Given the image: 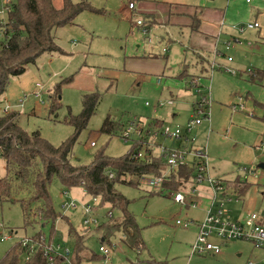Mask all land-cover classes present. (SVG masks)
I'll use <instances>...</instances> for the list:
<instances>
[{"label":"rangeland","instance_id":"rangeland-1","mask_svg":"<svg viewBox=\"0 0 264 264\" xmlns=\"http://www.w3.org/2000/svg\"><path fill=\"white\" fill-rule=\"evenodd\" d=\"M82 1L90 3L99 12H83L76 17L73 25L54 31L55 41L63 54L44 55L35 64L29 65L25 74L12 78L7 91L0 98V115L5 114L3 110L9 105V113L21 114L19 124L24 130L29 133L39 131L48 142L60 146L74 134V127L66 121L70 115L81 114L84 96L99 94L101 98L97 110L88 127L79 136L72 154L74 163L90 165L95 154L100 151H105L110 157L119 158L129 153L134 142L141 140L137 134L132 135L129 141L124 140L119 133L102 134L101 128L108 117L126 125V129L132 123H142L139 129H144L145 141L149 140L146 132L153 130L150 125L155 119L165 121L166 127L180 126L185 132V126L195 115L192 106L201 98L198 90L206 94V88L210 86L211 128L209 121V124L203 121L194 128L189 137L196 139L195 144L198 147L207 145L208 164L211 175L215 178L227 182L241 175L244 168L257 169L261 179L254 182V187L244 198L237 200L238 195L232 190H228L227 195L221 197L231 199L226 203L225 209L234 217L251 211L262 214L264 123L260 119L263 111L254 102L264 104V39H261L264 38L261 33L264 20H258L261 24L260 31L247 29L250 23L255 22V16L260 14L255 10L254 17H251L253 9H256L254 0H249L248 4L245 0L241 2L240 17L235 22L224 21L223 28L219 27L217 49L220 54L215 60L213 55L214 69L211 62L206 76L204 73L201 75L200 65L196 66L194 52L198 49L193 47V41L190 42V36L194 33L190 27L189 30L168 21L163 22V12L160 10L156 11L159 13L157 20H151L152 17L144 14L145 11L140 12L139 0H73L75 3ZM131 1L136 3L135 11L129 9ZM166 1L191 3L194 10L212 16L217 8L224 11L227 2ZM53 2L56 8L63 6V0ZM153 6L149 2L145 8L154 9ZM259 12L264 16V8H259ZM186 16L180 12L179 17L187 18ZM139 19L147 26L138 27ZM2 24L6 25L7 20H2ZM242 28H245L243 33ZM233 37H239L242 46L226 50L225 42ZM3 39L0 29V43ZM198 51L206 52L203 49ZM229 58L232 60L229 61ZM185 69L189 75L197 76L201 88L191 86L194 77L182 79ZM258 74L259 79L255 78ZM159 75H164L161 85L157 83ZM37 84L42 87H37ZM58 85L61 87L58 98L60 105L58 111L52 114L51 107ZM37 93L41 96L37 97ZM172 94L175 99L174 106L157 107L160 103L172 100ZM240 97L245 99L246 110L234 113L233 105L239 103ZM147 103L150 105L147 106ZM92 142L96 143L95 147L91 146ZM157 142L169 148L182 145L163 137ZM155 151L158 153L157 149ZM5 175V162L0 158V178ZM203 188L207 192V187ZM117 189L131 201L129 210L142 229L146 249L140 254L129 249L123 241V234L117 233L110 242L117 246L111 251L110 259L106 260L100 253L105 239L93 236L87 240V246L91 253L100 258L85 261L84 264H131L138 260L151 264H264V249L247 241L224 243L213 238L212 241L223 248L220 256L210 253L199 255L194 252L198 230L196 224L185 228L177 226L176 222L203 221L205 207L210 201L208 193L202 199L203 206L191 208L175 203L170 196L173 191L166 190L158 195L161 190L154 186L131 187L118 184ZM50 191L57 212L66 216L80 231L85 229L84 215L80 209L64 214L63 206L66 203L72 200L93 203L97 206V214L102 221L106 220L111 210L109 205H101L100 199L94 202V198L87 195L82 188L66 191L58 180L53 182ZM22 198H26V195L18 199ZM113 215L121 216V212L113 210ZM0 224L17 232L10 241L0 240V260L23 238L41 230L48 235L50 229L38 224L25 227L21 204L12 201L0 202ZM55 229L59 232V238L54 243L65 244L73 250L74 242L68 237L65 221H57ZM0 231L6 232L1 228Z\"/></svg>","mask_w":264,"mask_h":264},{"label":"trees","instance_id":"trees-1","mask_svg":"<svg viewBox=\"0 0 264 264\" xmlns=\"http://www.w3.org/2000/svg\"><path fill=\"white\" fill-rule=\"evenodd\" d=\"M86 11L99 12L90 3L83 1L75 3L73 0H63V6L56 8L53 0H14L7 24L3 25L0 20V29L4 37L0 43V98L7 91L11 79L25 74L29 65L35 64L47 54H63L55 41L54 31L73 25L76 17ZM193 19L191 29L197 32L200 20L196 16ZM185 75L189 77L188 74ZM255 78L259 79L260 74ZM60 90L61 87L58 85L51 107L52 114L59 109ZM100 98L96 93L84 96L81 114L70 115L66 121L74 127V134L60 146L48 142L39 131L29 133L24 130L19 124L20 113L0 115V158L5 162L6 168V175L0 178V202H20L25 227H33L36 224L43 228L48 226L50 228L48 235L41 230L34 236L43 234L50 243L57 242L59 238V232L55 229L57 221H65L68 226V237L74 242L73 254L79 264L100 258L91 253L87 246V240L93 236L103 238L109 243L117 233H122L125 236L123 241L129 249L139 254L146 249L142 229L129 210L131 201L118 191V184L141 187V180L144 177H163L162 189L157 193L159 195L166 190L188 191L194 178V168L181 167L171 170L155 150H147L144 158H136L135 156L144 148V139L134 142L125 156L113 158L105 151H100L95 154L90 165L74 163L72 161L74 146L94 116ZM254 103L256 107L262 109L260 119L264 123V104ZM125 126L108 117L101 128V133L105 135L119 133L126 140ZM163 127L164 124L160 120H154L150 125L154 130ZM55 180H58L66 191L84 189L87 195L100 199L101 205H109L111 210L108 213L113 214V210H118L121 216L113 215L96 229L82 231L76 229L54 206L50 190ZM222 182L241 199L255 185L240 178ZM24 195L26 198L18 199ZM25 254L26 250L17 242L0 260V264H48L42 251L31 256L27 262L23 261ZM101 257L105 258L104 255ZM56 264L61 262L58 261ZM131 264L151 262L143 263L138 260Z\"/></svg>","mask_w":264,"mask_h":264},{"label":"built area","instance_id":"built-area-1","mask_svg":"<svg viewBox=\"0 0 264 264\" xmlns=\"http://www.w3.org/2000/svg\"><path fill=\"white\" fill-rule=\"evenodd\" d=\"M249 2V0H248ZM14 0H0V20H8V15L13 9ZM130 10L135 9L134 3L129 4ZM144 22L139 20L137 22L138 27H143ZM259 28V23L249 24L247 26L248 30ZM245 28L241 29L243 33ZM241 44L237 39L229 40L226 43V49L229 50L235 45ZM229 61L232 58L228 59ZM214 69V65L212 66ZM230 71V70H229ZM158 83H162V77L158 78ZM199 81L197 79L192 80V86L196 88H201L199 86ZM37 87H42L40 84H37ZM198 94L201 96L199 101L194 105L195 115L191 117L185 126V132H183L180 126L176 127H166L162 129H149L146 132L149 140H144L143 150L136 155V158H144L145 152L147 150H158V156L165 160L169 166V169H178L181 167L194 168V178L193 182L189 187L188 191H173L170 195L175 203L191 207L198 208L201 205L199 201V188L202 185H208L212 191L211 194V205L207 211L206 217L201 222L199 227V232L197 236V241L194 246V252L199 255H219L222 251L220 245L215 244L212 239L216 238L223 241L224 243L234 242V241H247L253 243L256 247L264 249V217H262L257 212H251L247 214L242 220L233 221L228 215V211L225 209V200L221 195L226 196L228 189L222 180L214 178L210 175V168L208 164V154L205 147H198L195 142V138L189 137L194 128L201 125L203 121L210 120V96L211 88H206V94L198 90ZM37 97H40V93L36 94ZM150 105L149 103L146 104ZM174 101L168 100L158 104V108H164L168 106H173ZM233 111L246 110L244 99L239 98V103L233 105ZM10 106L7 105L3 112L5 114L9 113ZM136 123V122H135ZM132 123L129 126L125 133L124 138L126 141L131 140L132 135L137 134L141 137V140L144 139V129H139V124ZM163 137L166 139H171L173 141L180 142L182 145L177 148H169L164 145H159L157 140L158 138ZM140 140V141H141ZM136 141V142H140ZM92 147L96 146L95 142L91 143ZM242 180L245 182H255L261 178L258 175L256 168H244L242 171ZM110 177L113 178V175L110 174ZM164 178H153V177H144L141 180L142 185L145 186H154L157 190L162 189ZM94 202H97V199L94 198ZM84 215L83 227L85 229H96L102 225V221L97 214V206L95 204H87L82 201H74L66 203L63 206L64 214L68 212H76L78 210ZM113 216L112 213L107 214V219H110ZM177 226H184L188 228L190 225L195 224L194 221L183 223L181 220L176 222ZM1 229L6 228L0 224ZM15 232L13 231H0V240L2 242L10 241L13 239ZM123 239L125 236L123 235ZM21 246L26 250V254L23 258L24 262L30 260L31 256L37 252L42 251L47 258L48 264H56L58 261L61 264H77V261L74 258L73 250L70 249L65 244L61 243H50L43 234L39 236H29L23 238L19 241ZM117 245L109 244L105 241L100 247V253L105 256L106 260L110 259V254L113 248ZM255 264V263H250Z\"/></svg>","mask_w":264,"mask_h":264},{"label":"crops","instance_id":"crops-1","mask_svg":"<svg viewBox=\"0 0 264 264\" xmlns=\"http://www.w3.org/2000/svg\"><path fill=\"white\" fill-rule=\"evenodd\" d=\"M139 1H141V3H140V7H141L140 10L141 11L140 12H144L145 11L144 14H148L150 17H152L151 20H157V16L159 15V13L156 12L157 10H160V11L163 12V16H162V20H164L163 22L168 21V23H170V24L171 23H174L173 25L178 26V27L182 26V28L183 27H186V28L189 29V27H190V29H191V27H192V25L194 23V21H193L194 19L193 18L195 16L200 20L199 30L197 32H194L191 29L192 32H194V33H193L192 36H190L191 37L190 38V42L193 41V43H194L193 47H195L196 50L197 49L198 50L199 49H201V50L203 49V50L206 51V52H202L201 53V52H199L197 50V51L194 52L195 55H196V58H197L196 66L198 67L200 65V73H201V75L204 73V76H206V74L208 73V68L211 65L213 55H214V60H215L216 57H219V54H220V53H218L219 50L217 49L218 48L219 38H220V35L218 33L219 27L223 28L224 21L225 22H228V23H231V22H235L237 20V18L240 17V9H239V6H240V3L243 2L244 0H227L225 10L223 11L222 9L217 8L213 12L214 13V16L208 15V13H205L203 11L194 10V8H192L193 6H192L191 3H171V2L166 1V0H152V1H149V0H139ZM149 2H152L154 4V6H153L154 9H146L145 8L146 3H149ZM253 2L255 4L256 9L255 8L253 9V11L251 13V17H254L255 10L258 11V13H260V14L257 15V16H255V22L254 23H259L258 20H261V19H262V21L264 20L263 13L259 12V8H264V0H254ZM130 3H134L135 9L132 10V11H135L136 10V3H135V1H131ZM157 3H160V4H157ZM245 3L248 4V0H247V2L245 0ZM156 8H158V9H156ZM152 11H154V12H152ZM180 12H183V15H187L186 16L187 18L179 17L180 16ZM189 12H191V13H189ZM141 19H139V20H141ZM154 22L156 23L157 21H154ZM181 24H184V25H181ZM250 24H253V23H250ZM146 26L147 25H145V23H144L143 27H146ZM252 30H259L260 31L261 30V24L259 23V28L252 29ZM148 31H146V32H148ZM261 33L264 36V29L261 31ZM194 36H195V40H194ZM232 39H237L241 43V44L235 45L233 47L242 46V42H241V40H240L239 37L238 38L237 37L236 38L233 37ZM261 39L263 40L264 38L261 37ZM226 43L227 42H225V44H224L225 45V48H226ZM212 65H214L213 62H212ZM185 73L188 74V71H186V69H185L184 73H182V75H181L182 79H184V78L187 77L185 75ZM188 76L194 77V78H192V80L197 79L196 78L197 76H191L189 74H188ZM159 77H162V81H163L164 75H159L157 77V83H158V78ZM203 78H205V77H203ZM158 84L161 85L162 83H158ZM171 99L172 100H175L173 94H172ZM174 104H175V102H174ZM195 104L196 103H194L193 106H192L193 107V111H194V105ZM235 105H237V104H235ZM233 112L236 113L237 111H233ZM155 120H160V121L163 122V124H165V121H163L161 119H155ZM207 121L210 122L209 127L211 128V119L210 120H207ZM207 121L205 123H208ZM208 134H210V133L208 132ZM205 148L207 149V145L205 146ZM210 175H211V170H210ZM241 175H239L237 178L242 179V176ZM217 179H220V178L217 177ZM220 180H222V179H220ZM232 180H234V179H232ZM252 183H254V182H252ZM203 187H207V190H206L207 192H204V190H203L204 188ZM199 190H200V194H199V198L198 199L201 202V205L202 206H203V203H202L203 200L202 199L204 197H206L205 195L208 193L209 194L208 196L210 197L209 205L207 207H205V217H206L207 211L209 210V207L211 205V194H212V191L209 188V186L206 185V184L205 185H202L199 188ZM228 190H232V189L228 187ZM240 199L241 198H239L237 200H240ZM224 200H225V205H226L227 202L231 201V199H227V198H224ZM200 206H198V207H200ZM251 212H255V211H251ZM228 215H229V217H230L231 220L236 221V220H242L244 217L247 216V213H244V214L240 215L239 217H237V216L234 217L233 215H231V212H229ZM260 215L262 217H264V211ZM201 222H203V221H200V222H195L194 221V223L196 224V227L198 228V230H197V236H198V232H199L198 225ZM5 228L8 231H13V229H11V228H7V227H5ZM36 233L32 234V236H34ZM15 234H17V232ZM15 234H14V236H15ZM222 251H223V248H222ZM222 251L219 254V256L222 254Z\"/></svg>","mask_w":264,"mask_h":264},{"label":"water","instance_id":"water-1","mask_svg":"<svg viewBox=\"0 0 264 264\" xmlns=\"http://www.w3.org/2000/svg\"><path fill=\"white\" fill-rule=\"evenodd\" d=\"M261 168H264V165H261Z\"/></svg>","mask_w":264,"mask_h":264}]
</instances>
